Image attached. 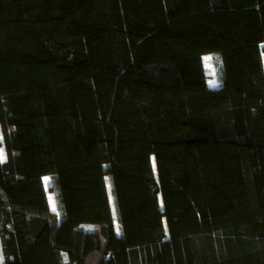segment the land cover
Segmentation results:
<instances>
[{
    "label": "trees",
    "instance_id": "trees-1",
    "mask_svg": "<svg viewBox=\"0 0 264 264\" xmlns=\"http://www.w3.org/2000/svg\"><path fill=\"white\" fill-rule=\"evenodd\" d=\"M255 45L264 0H0L1 264H264Z\"/></svg>",
    "mask_w": 264,
    "mask_h": 264
},
{
    "label": "rangeland",
    "instance_id": "rangeland-1",
    "mask_svg": "<svg viewBox=\"0 0 264 264\" xmlns=\"http://www.w3.org/2000/svg\"><path fill=\"white\" fill-rule=\"evenodd\" d=\"M252 53L255 60V67L257 70V73L259 77L264 78V50L261 45H255L252 47ZM211 58V59H209ZM204 64L206 68V72L208 73V82L209 85L213 88H217L220 86V82L218 79V64H219V57L214 54H206L204 55ZM0 140L2 141L1 136V129H0ZM1 155L2 159L5 160V150L2 147L1 148ZM44 183L46 190L48 192L49 202L51 209L58 213L56 200L54 194L50 191V185H51V178L49 176L44 177ZM0 264H1V258H0Z\"/></svg>",
    "mask_w": 264,
    "mask_h": 264
},
{
    "label": "snow or ice",
    "instance_id": "snow-or-ice-1",
    "mask_svg": "<svg viewBox=\"0 0 264 264\" xmlns=\"http://www.w3.org/2000/svg\"><path fill=\"white\" fill-rule=\"evenodd\" d=\"M209 59H211V58H209Z\"/></svg>",
    "mask_w": 264,
    "mask_h": 264
},
{
    "label": "bare ground",
    "instance_id": "bare-ground-1",
    "mask_svg": "<svg viewBox=\"0 0 264 264\" xmlns=\"http://www.w3.org/2000/svg\"><path fill=\"white\" fill-rule=\"evenodd\" d=\"M49 196V195H48Z\"/></svg>",
    "mask_w": 264,
    "mask_h": 264
}]
</instances>
